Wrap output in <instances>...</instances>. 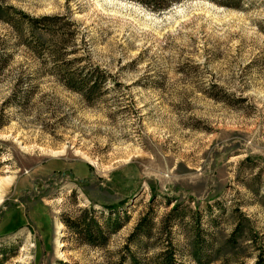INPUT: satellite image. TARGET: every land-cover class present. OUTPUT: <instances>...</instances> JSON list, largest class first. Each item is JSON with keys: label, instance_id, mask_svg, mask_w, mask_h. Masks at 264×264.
<instances>
[{"label": "rangeland", "instance_id": "rangeland-1", "mask_svg": "<svg viewBox=\"0 0 264 264\" xmlns=\"http://www.w3.org/2000/svg\"><path fill=\"white\" fill-rule=\"evenodd\" d=\"M0 5L56 16L54 40L75 51L64 56L107 73L90 101L65 88L0 11V264H114L146 211L139 258L169 238L181 264H197L198 228L208 264L264 252V0ZM82 209L127 220L95 246L63 221Z\"/></svg>", "mask_w": 264, "mask_h": 264}, {"label": "trees", "instance_id": "trees-1", "mask_svg": "<svg viewBox=\"0 0 264 264\" xmlns=\"http://www.w3.org/2000/svg\"><path fill=\"white\" fill-rule=\"evenodd\" d=\"M1 10L5 13V17H3L5 22L16 27L17 31L21 30L20 27L24 25L26 31L28 30L31 33L32 36H24L25 34L21 33L23 37L21 42L30 48L36 55H40V58H44L45 60L48 57L51 58L52 64L50 65V73L55 76L56 80L61 85L73 92L79 93L81 96H83V98L89 101L93 99L92 97L96 95V93L106 89L107 73L104 72L103 69H101L99 66H94L89 62L81 65L78 64L81 60H83L82 57L75 56L73 58H66L64 56V54L74 53L75 51L70 48L71 44H61L60 42L58 44V42L54 40L55 36L57 35L58 28L55 26L57 25V22L54 21L57 19L56 16H42L35 18L23 11L14 10L11 6L0 5V11ZM13 12H17L21 15L22 20L19 21L22 22L21 24L13 23L12 19L10 18V15ZM39 20H46L45 25L41 27L46 28L44 31L47 32V35H49L47 40L42 39L40 36H38L39 34L36 33V22H40ZM6 62L7 57L5 56L2 59V65L4 66ZM177 209L178 204H174L167 216L172 215L175 211H177ZM122 215L125 217L121 218ZM122 215L121 217H112L111 215H108L107 217H103L101 221L90 215V210L82 209L80 214L75 218L68 217L63 221L70 229H72L73 232H75L74 234H78L80 236L83 242L95 246H103L107 243L110 234L120 230L125 224L127 220V214ZM166 220L164 219L163 221L165 224ZM174 221L175 220H167L168 225L172 226ZM153 229V213L146 211L140 216L123 245V250L129 252L128 258L122 257L114 264H181L176 257L177 253L172 241L169 238L164 240V242L158 238L161 240V244L159 243L160 249L150 257L144 256V253H141V258H139L137 254L134 255L136 251L131 250L133 246L138 247L139 241H141L140 244H142V239L150 238L152 236ZM200 230L201 229L198 228L197 233L193 235L191 255L197 264H208L211 262L212 258H208V254L207 256L205 254L206 250L203 248L199 240ZM143 248L148 249V245L144 243ZM202 258L206 259L205 262H203ZM251 264H264L263 250L257 252L255 260Z\"/></svg>", "mask_w": 264, "mask_h": 264}, {"label": "bare ground", "instance_id": "bare-ground-1", "mask_svg": "<svg viewBox=\"0 0 264 264\" xmlns=\"http://www.w3.org/2000/svg\"><path fill=\"white\" fill-rule=\"evenodd\" d=\"M11 183V182H10ZM2 201V196L0 195V202Z\"/></svg>", "mask_w": 264, "mask_h": 264}]
</instances>
